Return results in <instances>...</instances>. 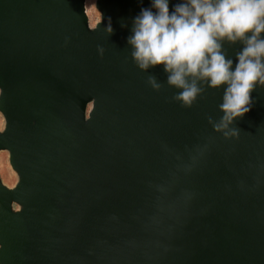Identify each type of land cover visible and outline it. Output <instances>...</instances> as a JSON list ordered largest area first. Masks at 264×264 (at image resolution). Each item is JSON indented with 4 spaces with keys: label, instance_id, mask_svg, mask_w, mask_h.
<instances>
[{
    "label": "water",
    "instance_id": "water-1",
    "mask_svg": "<svg viewBox=\"0 0 264 264\" xmlns=\"http://www.w3.org/2000/svg\"><path fill=\"white\" fill-rule=\"evenodd\" d=\"M148 5L95 0L91 27L85 0H0V149L17 174L0 180V264H264V87L216 130L222 89L186 107L162 67L133 62Z\"/></svg>",
    "mask_w": 264,
    "mask_h": 264
},
{
    "label": "clouds",
    "instance_id": "clouds-1",
    "mask_svg": "<svg viewBox=\"0 0 264 264\" xmlns=\"http://www.w3.org/2000/svg\"><path fill=\"white\" fill-rule=\"evenodd\" d=\"M106 29L113 32L110 19ZM126 43L140 70L162 67L183 106L190 107L205 86L222 89L216 130L250 112L252 93L264 87V0H149L132 18ZM225 43L240 45L234 57ZM148 82L161 87L155 76Z\"/></svg>",
    "mask_w": 264,
    "mask_h": 264
},
{
    "label": "rangeland",
    "instance_id": "rangeland-1",
    "mask_svg": "<svg viewBox=\"0 0 264 264\" xmlns=\"http://www.w3.org/2000/svg\"><path fill=\"white\" fill-rule=\"evenodd\" d=\"M85 9L89 25L92 27L100 20V12L95 6V0H85ZM4 119L0 112V129L3 127ZM6 149H0V180L7 186H13L17 181V174L12 169Z\"/></svg>",
    "mask_w": 264,
    "mask_h": 264
}]
</instances>
